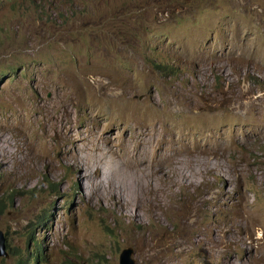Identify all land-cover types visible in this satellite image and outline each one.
<instances>
[{"label": "rangeland", "instance_id": "374dc122", "mask_svg": "<svg viewBox=\"0 0 264 264\" xmlns=\"http://www.w3.org/2000/svg\"><path fill=\"white\" fill-rule=\"evenodd\" d=\"M139 129L214 159L99 193ZM0 231V264H264V0H0Z\"/></svg>", "mask_w": 264, "mask_h": 264}, {"label": "bare ground", "instance_id": "6f19581e", "mask_svg": "<svg viewBox=\"0 0 264 264\" xmlns=\"http://www.w3.org/2000/svg\"><path fill=\"white\" fill-rule=\"evenodd\" d=\"M147 121L152 124V130H150V133L154 135L161 126L158 125V118L150 117L147 118ZM139 123L140 122L136 125H139ZM68 137L72 140H77V138L71 134H67L66 138ZM145 139V133L143 130L139 129L134 131V140L136 143L142 144V151L131 152L129 157L134 159L135 163L130 164V162L126 159L123 166L112 174L111 178L107 180L104 187L97 190L99 193L106 194L108 196L118 194L128 200L146 198L145 187L150 183V174L155 166L166 165L169 170L172 169V171H178L179 174L183 176L186 175L183 174V171L191 167V165H196L198 168L208 165L209 160L211 161L214 159L212 152L217 149L215 148L211 151L208 147H205L204 150L196 151L193 149L184 152V148L182 147L185 146L184 144L178 146L176 142H172L166 138L162 140L158 139L156 141ZM191 145L195 146L194 143ZM179 151H181L180 156H178ZM73 156L78 155L75 154ZM115 156L116 150L108 147L104 157L99 159L111 161L115 158Z\"/></svg>", "mask_w": 264, "mask_h": 264}, {"label": "water", "instance_id": "95a60500", "mask_svg": "<svg viewBox=\"0 0 264 264\" xmlns=\"http://www.w3.org/2000/svg\"><path fill=\"white\" fill-rule=\"evenodd\" d=\"M132 254L133 252L131 249L123 250L119 257V264H133V260L131 258ZM0 257L3 258L8 257V254L5 252L4 237L1 231H0Z\"/></svg>", "mask_w": 264, "mask_h": 264}, {"label": "trees", "instance_id": "16d2710c", "mask_svg": "<svg viewBox=\"0 0 264 264\" xmlns=\"http://www.w3.org/2000/svg\"><path fill=\"white\" fill-rule=\"evenodd\" d=\"M32 237H33V234L31 235L30 238H32ZM35 249L37 251V254L35 255V258H34L35 263H37V262L39 263V261H42L43 262L44 259H43L42 244L40 242H37L36 241V243H35ZM11 252H13V251H11ZM18 264H28L27 263V259H21V260H19Z\"/></svg>", "mask_w": 264, "mask_h": 264}]
</instances>
